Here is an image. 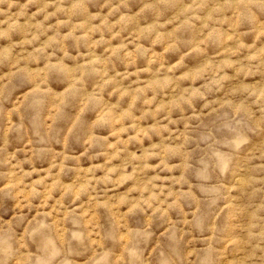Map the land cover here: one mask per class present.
<instances>
[{"label": "rangeland", "instance_id": "rangeland-1", "mask_svg": "<svg viewBox=\"0 0 264 264\" xmlns=\"http://www.w3.org/2000/svg\"><path fill=\"white\" fill-rule=\"evenodd\" d=\"M0 264H264V0H0Z\"/></svg>", "mask_w": 264, "mask_h": 264}]
</instances>
